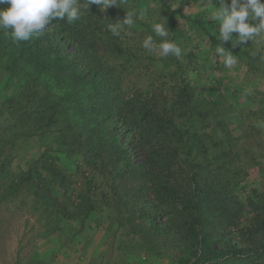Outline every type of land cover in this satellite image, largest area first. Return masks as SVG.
Masks as SVG:
<instances>
[{"label": "trees", "instance_id": "1", "mask_svg": "<svg viewBox=\"0 0 264 264\" xmlns=\"http://www.w3.org/2000/svg\"><path fill=\"white\" fill-rule=\"evenodd\" d=\"M80 4L79 20H53L28 41L0 30V88L18 84L0 95V210L5 202L17 205L37 222L35 235L83 251L90 231L105 225L108 234L91 263L146 264L147 252L154 264L167 256L168 264H264L263 194L252 188L244 201L235 193L245 180L243 148L233 147L237 138L228 127L235 105L212 84L192 86L182 55L161 57L170 68L168 94H156L155 82L153 91L150 84L130 85L146 58L149 75L163 72H153L157 60L138 47V37L124 34L140 26L138 36L155 35L154 9L182 54L192 31L218 47L219 37L169 0H121L103 11L88 0ZM128 10L137 13L134 25L114 36L108 23ZM232 43L223 46L251 75L264 76L256 40ZM254 95L258 107L243 132L254 135L260 119L255 129L264 150V91Z\"/></svg>", "mask_w": 264, "mask_h": 264}, {"label": "rangeland", "instance_id": "2", "mask_svg": "<svg viewBox=\"0 0 264 264\" xmlns=\"http://www.w3.org/2000/svg\"><path fill=\"white\" fill-rule=\"evenodd\" d=\"M169 1L174 8L182 6V10L185 13H190L192 16L202 19L203 22L209 24V30L215 32L218 36L219 22L212 19V13L220 5V0H187L185 3H183V0ZM143 7V5H140L142 9V13H140L141 17L147 19L145 13L147 8L144 9ZM153 11V16L150 19L151 27L154 23L165 20L162 11L158 9H154ZM178 22L186 34L191 31L188 29L187 24L183 23V20L178 19ZM140 28L138 26L130 31L126 30L124 34H128L132 38L138 37L135 41L140 44L138 47H143L142 42L148 35L144 33L142 36H138L139 32L144 31L140 30ZM149 35L154 37L155 51L151 54L157 60L156 66L152 65L151 67L154 68L153 72L156 68L160 69L163 67V72L158 75H149L153 73L150 68L146 67V64L150 61L146 58L142 66H137L131 74L130 79L132 82L130 85L134 83L136 86L137 83L143 85L145 88L146 84H150L152 87L154 85L152 83L155 82L154 86L159 87L156 89V94H168L170 92L169 84L171 86V83L168 80L169 73L166 71L170 70V68L166 67V65L163 66L167 58L163 59V62L161 60L163 56L159 48L161 39L159 37L157 39L153 34ZM190 35L192 39L184 41L186 50L182 54L181 59L188 68V74L186 75L191 78L192 86L197 87V85H203L204 83L207 87L212 84L217 89L216 91L229 97L228 102L235 105V113L230 116L231 119L228 127L231 130L232 137L237 138L233 143V147L238 149L243 148L241 164L243 165L244 173L241 175L245 177V180L236 188L235 193L245 201V196L249 194L250 190L257 188L262 192L264 197V170H262L264 168V150H262L258 143V135L256 134L258 131L256 132L255 129L260 119L256 120V123L253 125L252 132L255 133L254 135L249 133L248 135H244L243 132L247 125L248 115L257 110L258 97L254 94L255 90L264 91V76L259 74V72L256 75H251L238 60L237 56L233 54L231 55L236 58L237 63L232 66H225V57L217 54L216 49L218 46L211 43L208 37L197 36L193 31ZM254 39L261 47V53L264 55V34ZM210 78L211 82L208 81ZM154 86L150 89L151 91H153ZM17 87L18 84L15 85V83L8 82L4 88H0V95L5 97L11 91L15 92ZM241 112L246 113V117H244V114L242 116ZM28 150L30 156H35L37 154L36 144L30 143ZM61 162L58 161V163L62 164ZM69 171H73V169L69 168ZM7 204V202L2 203L0 210V264H32V259L44 261L47 258H51L49 264H73L75 263L74 258H78L80 264H100L96 261L91 263L89 260L92 256L96 258L97 251L102 249L103 242L108 234L105 225L100 229L90 231L91 243L87 251L80 250L77 246L72 245L60 247L59 241L53 240L52 236L45 238L35 235L38 229L37 222L33 217H30V214L26 210H17V205L10 207ZM3 210L4 212H2ZM244 216L247 217L248 215ZM165 253L173 255L169 251ZM174 255L176 256L175 258L178 257L177 253ZM142 257H145L148 261L146 264H154L156 259L155 255L147 252L142 254ZM175 258H173V261L176 262ZM167 260H169V256L162 261V264H168ZM43 264L46 263L43 262Z\"/></svg>", "mask_w": 264, "mask_h": 264}, {"label": "clouds", "instance_id": "3", "mask_svg": "<svg viewBox=\"0 0 264 264\" xmlns=\"http://www.w3.org/2000/svg\"><path fill=\"white\" fill-rule=\"evenodd\" d=\"M88 4L89 8L95 4L103 11L110 6L120 7L121 0H88ZM81 15L80 0H0V30H10L11 37L16 42L28 41L33 36L42 34L53 20L66 19L68 23H72L79 20ZM136 16V11H126L122 20L108 23V31L119 36L125 26L134 25ZM212 19L219 22L218 37L221 45L216 52L225 57V66L235 65L236 58L223 44L233 38V46L246 44L264 34V0H230V3L220 0V5L212 13ZM256 20L258 23L251 22ZM152 31L161 39L159 48L163 56L171 54L179 58L182 55L181 47L168 39L167 20L154 23ZM142 46L149 53L154 52V37L148 35Z\"/></svg>", "mask_w": 264, "mask_h": 264}, {"label": "crops", "instance_id": "4", "mask_svg": "<svg viewBox=\"0 0 264 264\" xmlns=\"http://www.w3.org/2000/svg\"><path fill=\"white\" fill-rule=\"evenodd\" d=\"M74 259H75V263H73V264H80V261L78 258H74Z\"/></svg>", "mask_w": 264, "mask_h": 264}]
</instances>
